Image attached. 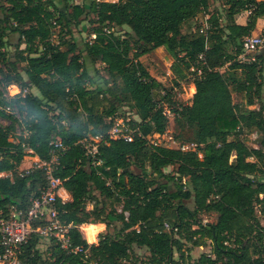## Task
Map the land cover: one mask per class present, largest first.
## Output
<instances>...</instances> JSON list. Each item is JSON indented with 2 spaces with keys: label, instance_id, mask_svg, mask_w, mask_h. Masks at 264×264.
I'll return each mask as SVG.
<instances>
[{
  "label": "trees",
  "instance_id": "obj_1",
  "mask_svg": "<svg viewBox=\"0 0 264 264\" xmlns=\"http://www.w3.org/2000/svg\"><path fill=\"white\" fill-rule=\"evenodd\" d=\"M219 1L224 9L209 14L203 35L201 23L189 33L182 29L206 13L207 0H0L1 81L19 88L14 97L0 98V116L15 122L20 113L25 124L15 141L11 126L0 127V173H9L0 175V212L6 215L11 206L27 210L29 199L46 188L41 169H17L27 148L49 160L51 142L59 138L64 148L57 152L53 175L70 199L58 198L56 206L61 220L73 225L72 243L85 249L66 254L54 241L31 233L20 246L19 264H264L259 219L264 215V114L263 108L249 107L262 101L264 48L240 57L241 39L264 19V0ZM242 11H249L243 24L235 20ZM89 16L94 37L84 43V53L104 64L106 89L88 86L93 79L72 36V27ZM111 25L128 26L134 43L114 35ZM55 28L72 39L60 37L53 45ZM9 34H17L14 60L5 53ZM158 47L174 58L175 84L195 75L190 103L173 106L167 89L138 61ZM117 81L119 94L113 90ZM233 93L244 105L232 103ZM108 94L131 105L138 118L131 123L138 131L132 141L110 140L95 156L85 155L77 141L106 133L111 121L105 118L116 114L114 103L96 111ZM164 97L177 126L191 129L186 140L194 150L149 142L150 135L166 130L159 106ZM251 132L259 135L257 147L247 145ZM95 192L109 203L86 209ZM118 202L120 211L114 207ZM208 213L215 214L214 221L201 218ZM44 223L40 217L33 225ZM97 223L105 228L96 243H88L79 226ZM114 223L119 226L108 232ZM45 240L43 252L39 246ZM199 246H209L210 252L191 257ZM135 248L147 256L141 259Z\"/></svg>",
  "mask_w": 264,
  "mask_h": 264
},
{
  "label": "rangeland",
  "instance_id": "obj_2",
  "mask_svg": "<svg viewBox=\"0 0 264 264\" xmlns=\"http://www.w3.org/2000/svg\"><path fill=\"white\" fill-rule=\"evenodd\" d=\"M70 3H84V4H88L90 0H69ZM109 1H117V0H109ZM61 6V4H59ZM224 9L223 8V4L221 3V1L219 0H207V10L206 13H202L199 14L197 16L196 19L188 22L187 24H185L183 26V32L184 33H189L191 31H193V28L198 25L199 23H201L204 20L205 15L209 16V14L215 10H220V9ZM249 11H242L241 13L235 15V20L237 22V19H239L240 17H244V19H247V15H248ZM91 16L89 17H84L81 19L80 23L77 26H73L72 27V36L73 39L76 40V42L78 43V49H79V53L81 55L82 61L90 75V77L93 79V85H88V86H92V87H99V88H105L106 89V85L104 84V80L106 78V71L104 68V64H102L99 61H91L84 53V43L92 38L90 36V31L92 30V28L95 26V24L93 22H91L89 20ZM111 32L114 35H118L120 37H127L131 40L132 43L133 42V38H131V31L129 29L128 26L126 25H111L110 27ZM264 31V19L260 18L259 20H257L256 22V26L255 29L252 31V33L256 34V33H261ZM60 37H63V39L66 40H71L72 37L69 34H61L59 33V28H55L54 33L51 37V42L54 44H56L57 42H59ZM8 45L5 48L6 50V56H7V60H14L16 59V55H17V51H18V47H17V34H9L8 35ZM261 49H258L257 51H260ZM134 52V50L132 49L130 51V55ZM138 61H140L145 68L147 69V71L149 72V74L151 76H153L159 83H161V86L164 89H167V91L169 92V98L168 100L170 101V103L173 106H180L182 104L185 103H190L191 101V97L194 93V85L192 83V79L195 77V75L190 74L187 76V78H185L184 80L178 82L177 84H175L176 78L174 76V74L171 72L170 70V65L172 64L174 58L173 56L167 51L166 48L163 47H158L156 49H154L153 51L143 54L141 56H139ZM19 67L23 66V63H19L18 64ZM0 67H3L2 62H0ZM226 65H223L222 67L219 68L220 71H223L225 69ZM259 80H261L262 83V101H258L257 103L250 105L249 107L251 109H255V110H260L262 109L263 114H264V65L262 66V70L260 72V76H259ZM1 75H0V98L2 97H7V98H11L14 97V95H16L17 93H19V88L18 86H16L15 84H10L8 86H5V84L1 81ZM113 86V85H112ZM119 86L120 83L119 81L116 82L115 86H113V89L117 94H119ZM32 93H37L36 89L32 88L30 90ZM24 92V91H23ZM167 97V96H166ZM161 98V102H163L164 100H166L165 98ZM111 103H114L116 106V111L114 115H120V116H124V117H129L131 119H138L137 115L134 113L133 108L131 107L130 104H128L126 101H118L113 95L108 94V96H106L105 99H102L101 103L96 107V111L101 112L103 111L104 107H109V105ZM232 103L233 104H237V103H241L242 105H244V100H242L241 97L237 96L235 93H233L232 95ZM13 110L18 108L17 103L12 105ZM84 114L79 115L81 118H83ZM20 116V121L16 120L15 122H13L11 119L8 118H4L2 116H0V127H9L11 126V134H13V138L15 139H19V136L21 133H23V131H25V124H24V120L22 119V114L19 113ZM109 117L107 116L105 118V121H108ZM169 134L175 135L176 134V140L178 142H182V143H188L190 142L189 140H186V137L191 135V129L189 127H187L186 125H184L183 127H179L177 126V124L174 122V120L172 119V117H168L167 118V127L166 130L164 132V138L163 137H159L156 136L154 134L150 135L149 138L153 139L156 142H159L161 144H165L166 141L165 139H167V137L169 136ZM159 137V138H158ZM259 138V135L255 132H251V133H247L246 135V142L247 145L251 146V147H257V142L256 139ZM174 144H170V146L172 147ZM33 160H34V155H27V150H26V155L23 156L22 161L20 163V165L18 166L17 171L19 173L21 172H26L30 169H32L31 166L33 165ZM132 169L137 170L135 167H132ZM167 172H172V168L168 167L166 168ZM94 198L90 199L88 201V203L86 204V209H91L93 205H97V207H99L101 205L102 202H106V204L109 203V201L107 199H105L104 197L100 196L98 194V192L94 193ZM187 205L192 208L193 204L191 202V200H187L186 201ZM118 211L121 210L122 206L121 204L118 202L115 204L114 206ZM108 210V208H107ZM215 214L214 213H208V214H202L201 218L206 220V221H214L215 220ZM259 219L261 221V223L264 224V215H260ZM113 226L117 227L119 226V223H114L110 228H108V232H112L113 230ZM83 225L79 226V229L82 231L83 236L86 237L85 239H87L86 241L88 243H91L94 241L95 237H96V242H97V233L98 231H100L101 228L96 227V228H88V229H83ZM84 230L86 231V234L84 232ZM91 230V231H90ZM98 230V231H97ZM95 242V243H96ZM48 241H42L41 245L39 246L40 250L45 252L46 247L48 246ZM135 253L137 254L138 257L145 258L147 256V251L142 249V248H135ZM210 252V247L209 246H199V247H194L191 251V257H197L199 256V254L201 253H209ZM175 257H177V254H175Z\"/></svg>",
  "mask_w": 264,
  "mask_h": 264
},
{
  "label": "built area",
  "instance_id": "obj_3",
  "mask_svg": "<svg viewBox=\"0 0 264 264\" xmlns=\"http://www.w3.org/2000/svg\"><path fill=\"white\" fill-rule=\"evenodd\" d=\"M207 18L208 16L205 15L204 20L201 22L200 29L198 30L200 34L204 35L205 30L209 26ZM91 37H94V35H91ZM241 45L243 52L240 57L242 58L246 55H252L258 49L264 48V31L244 36L241 39ZM199 57L201 58L202 54H199ZM159 106H161L162 113L166 118L172 117L173 119L174 114L165 100ZM4 109L10 111L8 106L4 107ZM109 120L111 121V126L106 133L88 135L77 141L84 148L85 155L95 156L98 153L99 147L107 144L110 140L132 141L138 131V127L132 125V119L129 117L113 115L109 117ZM154 135L164 138L162 136L164 133H155ZM11 140L15 141L16 139L13 138ZM165 141V144H161L149 138V142L154 145L171 147L170 144H174L171 148H177L181 151L195 149V145L192 142H178L172 134H169ZM51 144L53 147L49 160H41L33 154L30 148L26 149L27 155H34V166L31 167L43 171L47 186L39 195L29 199L27 210L24 211L11 206L6 215L0 212V264H19L20 246L26 242L31 233L37 234L40 239L54 241L66 254L85 252V249L81 245H74L71 241L69 231L73 226L72 223H64L59 217L56 206L57 199L61 198L64 201L67 198L62 195V191L66 192L62 187V180L53 175V170L57 163V152L60 148L63 149L64 147L59 138H56ZM7 174L9 175L6 172L0 173V175ZM40 217H44L45 223L34 226L33 222ZM164 226L165 228H169L168 224Z\"/></svg>",
  "mask_w": 264,
  "mask_h": 264
},
{
  "label": "crops",
  "instance_id": "obj_4",
  "mask_svg": "<svg viewBox=\"0 0 264 264\" xmlns=\"http://www.w3.org/2000/svg\"><path fill=\"white\" fill-rule=\"evenodd\" d=\"M245 21L246 20L244 19V17H240L239 19H237V22L238 23H241V24L245 23ZM62 195L65 196L67 198V200L70 199V195L68 193L62 191ZM92 227H99V228H101L100 231H98V233L101 232L105 228V226H104L103 223H97V224H90L88 226H85L83 229L86 230V229L92 228ZM85 230H84V232L86 234V231ZM98 233H97V235H98ZM95 242H96V237H95L94 241L91 242V243H95Z\"/></svg>",
  "mask_w": 264,
  "mask_h": 264
},
{
  "label": "bare ground",
  "instance_id": "obj_5",
  "mask_svg": "<svg viewBox=\"0 0 264 264\" xmlns=\"http://www.w3.org/2000/svg\"><path fill=\"white\" fill-rule=\"evenodd\" d=\"M93 229L96 228V227H92ZM91 231V230H90ZM98 231V230H97Z\"/></svg>",
  "mask_w": 264,
  "mask_h": 264
}]
</instances>
